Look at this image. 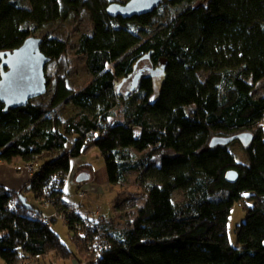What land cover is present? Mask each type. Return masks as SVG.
Here are the masks:
<instances>
[{
    "label": "trees",
    "instance_id": "1",
    "mask_svg": "<svg viewBox=\"0 0 264 264\" xmlns=\"http://www.w3.org/2000/svg\"><path fill=\"white\" fill-rule=\"evenodd\" d=\"M194 1L166 0L162 5L189 6L165 19L162 5L124 19L107 14L108 0H0V52L73 13L87 11L94 25L77 47L90 83L76 92L66 65L59 66L54 81L47 76L54 84L48 102L36 98L8 112L0 102V162L31 163L44 152H61L20 189L0 184V248L14 253L15 264L20 257L37 264L50 254L81 264H264V96L254 92L264 79V0ZM43 39L42 51L52 62L63 61L68 43ZM142 61L151 73L122 98L118 81L131 78ZM70 102L78 114L65 121L54 115ZM119 104L123 120L112 121ZM242 132L254 135L244 147L248 164L237 162L229 145L210 146L213 137ZM94 148L111 184L137 172L144 187L145 202L124 228L64 203L72 159ZM133 150L148 151L146 159ZM153 157H160L159 165H150ZM231 170L238 173L235 181L227 178ZM177 189H184L185 200L175 205ZM237 202L245 203L247 215L237 227L236 247L228 223ZM47 207L62 214L75 250L53 229L56 217Z\"/></svg>",
    "mask_w": 264,
    "mask_h": 264
},
{
    "label": "rangeland",
    "instance_id": "2",
    "mask_svg": "<svg viewBox=\"0 0 264 264\" xmlns=\"http://www.w3.org/2000/svg\"><path fill=\"white\" fill-rule=\"evenodd\" d=\"M24 1L27 3V0ZM115 1L126 2L127 0H108V3ZM202 2L203 0H195L193 5ZM188 6L189 4L186 2L168 6L162 5L160 7L161 15L165 19L171 16L173 11L177 12L179 9ZM93 29L94 25L91 16L84 10L80 14L73 13L66 19H60L55 22L41 25L33 32L31 36L41 38L56 37L68 43V49L64 60L54 61L48 64L46 68L47 76L51 77L54 81L58 67L66 65L69 87L73 88L76 92L92 81L93 77L87 68L86 56L78 54L77 47L80 36L85 33L91 34ZM146 66H148L147 62L142 61L131 78H126L125 80L120 79L118 81V88L122 98L131 97L135 94V91L131 88L136 74L141 72L142 78L151 73L149 67ZM155 76L159 77V75ZM201 77L203 79L205 78L204 75ZM141 78L138 81V88ZM53 81L51 86H49L48 94L42 98H37L36 102H48L50 100L54 88ZM254 92L257 97L264 96V79L255 84ZM122 109L123 106L119 104L118 108L115 109V116L111 118L112 121L123 120ZM80 111L81 109L79 107L70 102L63 105L54 115L65 121L75 116ZM72 145L73 139L69 137L67 148H71ZM228 148L233 153L237 162L248 164V156L241 142L234 141L229 144ZM60 153V151L44 152V155L35 158L31 163L23 161L19 163L22 166L32 164L34 168L38 170L45 161L57 157ZM132 153L137 159L144 160L147 157L148 151L139 153L133 150ZM159 164L160 157H153L150 160V165ZM15 165L14 163H0V182L5 184L8 188L19 189L21 185L29 179L30 174L26 170L17 171ZM84 173L89 174L90 178L79 182L78 177ZM149 173L150 171H148L146 175H149ZM20 177H23L21 182H19ZM63 200L66 205L91 220L106 218L109 222H114L117 228H124L137 216L139 208L145 202V193L144 187L138 180L137 172L128 173L127 181L124 183L111 184L108 180L104 158L101 156L99 150L94 148L90 152L72 159L71 170L64 187ZM184 200V189H177L173 192V204H180L184 202ZM244 205V202H237L234 205L228 223L230 242L236 247L239 246L237 227L245 221L247 215ZM53 210V207H47V209H45L46 212L50 213H52L51 211ZM52 227L58 233L61 241L69 245L70 248L75 249V245L72 243L73 234L62 217L56 218V220L52 222ZM40 262H43L42 258H40ZM0 264L7 263L0 258Z\"/></svg>",
    "mask_w": 264,
    "mask_h": 264
},
{
    "label": "water",
    "instance_id": "3",
    "mask_svg": "<svg viewBox=\"0 0 264 264\" xmlns=\"http://www.w3.org/2000/svg\"><path fill=\"white\" fill-rule=\"evenodd\" d=\"M163 2L164 0H129L125 3L115 1L108 4L106 11L113 18L131 19L153 13ZM43 41L41 37L30 36L18 48L0 52V102L5 105L6 112L27 106L30 101L48 91L50 83L46 68L52 62V57L42 51ZM141 75V72L135 75L131 88L133 91L139 90L138 81ZM253 138L254 135L251 132H242L231 137H213L210 146L229 145L239 141L247 147ZM89 178L90 175L84 173L78 177V181L82 182ZM227 178L235 181L238 178L237 171H229ZM19 198L28 209H31V205L24 196Z\"/></svg>",
    "mask_w": 264,
    "mask_h": 264
},
{
    "label": "crops",
    "instance_id": "4",
    "mask_svg": "<svg viewBox=\"0 0 264 264\" xmlns=\"http://www.w3.org/2000/svg\"><path fill=\"white\" fill-rule=\"evenodd\" d=\"M42 155H44V153L42 154ZM41 155V156H42ZM41 156H39V157H41ZM1 164H5L4 162L2 163V162H0ZM18 165H20V163H17L16 165H15V167L16 166H18ZM17 170V169H16ZM18 171V170H17ZM20 181L19 182H21L22 180H23V177H20V179H19ZM0 184H2V185H5V184H3V183H1L0 182ZM24 184V183H23ZM22 184V185H23ZM21 185V186H22ZM6 186V185H5ZM7 187V186H6ZM10 189H14V188H10ZM20 189V188H19ZM49 210V209H48ZM54 211V210H53ZM53 211H51L52 213H53ZM47 213V215H49V216H51L52 215V213H50V212H46ZM84 216V215H83ZM74 245V244H73ZM76 249V248H75ZM74 249V250H75ZM0 258L1 259H3L7 264H15V255H14V253H12V252H7V251H5V250H3V249H1L0 250ZM37 264H81L77 259H75V258H70V259H66V260H63V259H58L55 255H53V254H50V255H48L47 257H45V258H43V262H37Z\"/></svg>",
    "mask_w": 264,
    "mask_h": 264
},
{
    "label": "built area",
    "instance_id": "5",
    "mask_svg": "<svg viewBox=\"0 0 264 264\" xmlns=\"http://www.w3.org/2000/svg\"><path fill=\"white\" fill-rule=\"evenodd\" d=\"M16 169L18 171H24L26 170L30 175L34 172L35 168L32 164H27L26 166H22V165H18L16 166ZM52 217H56V218H60V217H63L62 214L58 211H55L53 214H52ZM43 221L46 223V224H50V218L49 217H44L43 218ZM17 264H35L32 260H29L27 258H24V257H20V259L18 260Z\"/></svg>",
    "mask_w": 264,
    "mask_h": 264
},
{
    "label": "flooded vegetation",
    "instance_id": "6",
    "mask_svg": "<svg viewBox=\"0 0 264 264\" xmlns=\"http://www.w3.org/2000/svg\"><path fill=\"white\" fill-rule=\"evenodd\" d=\"M127 1H129V0H127ZM127 1H126V2H127ZM165 1H166V0H164V2H165ZM164 2H163V3H164ZM110 3H111V2H110ZM121 3H125V2H121ZM163 3H162V4H163ZM162 4H161V5H162ZM161 5H160V6H161ZM139 66H140V65H139Z\"/></svg>",
    "mask_w": 264,
    "mask_h": 264
}]
</instances>
